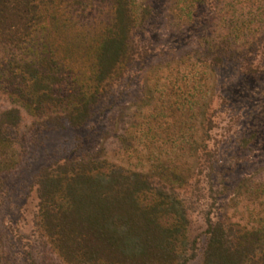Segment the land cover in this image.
<instances>
[{
	"label": "rangeland",
	"instance_id": "1",
	"mask_svg": "<svg viewBox=\"0 0 264 264\" xmlns=\"http://www.w3.org/2000/svg\"><path fill=\"white\" fill-rule=\"evenodd\" d=\"M64 1L73 26L65 36L68 48L61 52L64 22L55 26L51 41L60 46L61 58L67 54L63 63L77 71L65 74L49 110L34 116L23 109L15 132L17 164L0 172V264H69L54 250L40 218L37 180L44 169L72 159L106 161L130 176H144L152 191L177 196L187 211L189 239L197 240V257L188 264H204L210 220L253 225L264 216V31L250 42L231 44L232 56L224 54L213 71L209 59L224 50L216 40L229 14L226 0ZM128 8L132 58L108 87L102 83L101 98L82 126L62 125L74 91L70 83H76L71 79L94 75L85 67L91 64L89 46L124 30L113 23L117 10ZM204 57L207 74L199 79L195 62ZM199 80L204 115L195 155ZM12 104L0 93V111ZM245 138L252 139L250 145ZM147 198L145 192L142 200Z\"/></svg>",
	"mask_w": 264,
	"mask_h": 264
},
{
	"label": "trees",
	"instance_id": "2",
	"mask_svg": "<svg viewBox=\"0 0 264 264\" xmlns=\"http://www.w3.org/2000/svg\"><path fill=\"white\" fill-rule=\"evenodd\" d=\"M225 2L229 14L223 17L216 40L217 48L222 45L224 50L218 49L209 59L213 71V65H221L232 52L231 44L250 42L264 31V0ZM65 6L64 0H0V93L13 102L0 111V172L17 164L15 132L22 123L23 109L34 116L49 110L55 102L54 92L67 79L65 74L69 77L77 71L63 63L67 54L59 56L68 48L69 37L65 36L73 28ZM117 12L113 24L124 30L105 36L102 45L96 41L89 46L91 64L85 67L94 75L78 81L77 73L71 79L76 83H70L74 91L67 98L69 109L62 125L82 126L101 98L100 86L108 87L106 82L125 70L132 58L128 41L131 9ZM59 22L66 23V30L58 31L63 38L61 52L51 41ZM205 67L207 57L197 59L195 76L202 79L207 74ZM197 82L195 155L201 148L197 125L204 115L199 112L204 84ZM189 131H185V142ZM251 141L243 140L246 146ZM127 173L106 161L72 159L39 174L40 218L56 253L69 264H188L197 257L198 248L197 240L189 239L183 202L174 194L152 191L155 187L144 176ZM145 192L151 198L142 200ZM207 234L204 264H264V216H256L253 225L210 220Z\"/></svg>",
	"mask_w": 264,
	"mask_h": 264
}]
</instances>
